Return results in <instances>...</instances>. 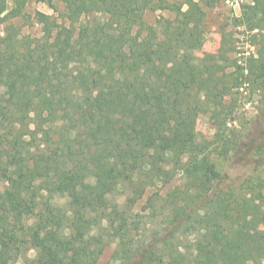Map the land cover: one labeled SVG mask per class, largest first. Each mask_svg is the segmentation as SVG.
I'll list each match as a JSON object with an SVG mask.
<instances>
[{
    "label": "trees",
    "instance_id": "trees-1",
    "mask_svg": "<svg viewBox=\"0 0 264 264\" xmlns=\"http://www.w3.org/2000/svg\"><path fill=\"white\" fill-rule=\"evenodd\" d=\"M39 1L64 7L36 12L41 37L8 23L30 20L28 0H0V253L23 264H97L98 233L71 229L84 220L110 233L116 264H264L257 199L225 187L208 146L184 137L200 115L224 129V96L264 76V53L248 69L223 67L234 51L223 37L217 54L197 61L206 12L194 0ZM256 1L240 21L264 13ZM148 10L175 13L163 41L141 34ZM90 14L101 17L84 21ZM260 133L231 149L262 155ZM177 169L186 183L162 197L163 231H139L134 204Z\"/></svg>",
    "mask_w": 264,
    "mask_h": 264
},
{
    "label": "rangeland",
    "instance_id": "rangeland-1",
    "mask_svg": "<svg viewBox=\"0 0 264 264\" xmlns=\"http://www.w3.org/2000/svg\"><path fill=\"white\" fill-rule=\"evenodd\" d=\"M157 1V0H156ZM168 2L182 3L185 0H167ZM201 4L206 12L203 34L205 37L204 45L200 50L194 52L197 61L205 58L209 54H217L221 47L223 37L228 43V47H232L234 51L227 54L228 61L222 60L220 65L228 67L237 65L248 69L251 64L250 59H257L259 52L264 53V13L258 15L253 20L250 17L240 21L244 11L249 7H257L256 0H194ZM259 7L264 5V0H260ZM14 6L12 1H8V9ZM58 12L45 2L39 0H28L25 12L31 15L30 20L14 19L9 24H14L21 28L22 35H32L41 37L42 26L36 23V12H43L48 15L60 16L64 7L62 3H55ZM186 9V7H184ZM100 14H90L84 17V21H91ZM147 28L142 30L143 37L151 39L153 42L163 41L166 26L175 18V13L162 11H145L144 14ZM7 25V24H6ZM5 25L0 26V36L4 34ZM138 27L135 33H138ZM250 63V64H249ZM234 68H228L227 73L233 71ZM248 75V72H245ZM233 95L224 96V103L230 105L231 108L224 110V116L227 117V124L220 131L217 124L209 115H200L196 120L195 128L187 131L184 137L187 140H196L202 145L205 153H207L212 161L216 164L217 169L223 175L225 187L236 186L237 193L241 196L248 193L255 197L264 211V153L258 157H253L246 153L245 150L235 154V150L231 149V142L235 138L245 139L249 134L254 132L251 137L264 133V76L259 79L250 78L242 87L235 89ZM244 157L240 162L238 156ZM238 155V156H237ZM247 156V157H246ZM257 161V162H256ZM259 161V164H258ZM187 162V156L183 158V163ZM172 169V168H171ZM250 178V179H249ZM250 181V186L241 188L245 181ZM186 183V177L181 169H177L169 183L163 185L157 183L154 187H149L144 195L134 204L132 215L135 220L141 222L139 231H163L164 216L160 214L159 208L162 205V197L166 193L176 187H183ZM3 184L0 183L2 189ZM158 193V196H153ZM236 193V194H237ZM126 200V195L118 198L122 205ZM153 200L156 202L153 203ZM59 204H65L66 199H56ZM88 221L79 220L72 225V230L81 231L85 227H93L91 231L97 232L99 241L94 247V254L97 258V264H116L112 260L115 244L110 233L104 228H100L97 224ZM264 230V226H262ZM48 249V244L44 243L41 250ZM37 250L30 249L27 256L30 259L36 257ZM0 264H23V259L17 262H10L5 255L0 253ZM47 264H52L47 262Z\"/></svg>",
    "mask_w": 264,
    "mask_h": 264
},
{
    "label": "built area",
    "instance_id": "built-area-1",
    "mask_svg": "<svg viewBox=\"0 0 264 264\" xmlns=\"http://www.w3.org/2000/svg\"><path fill=\"white\" fill-rule=\"evenodd\" d=\"M230 1H232V2H233V1H238V0H229V2H230Z\"/></svg>",
    "mask_w": 264,
    "mask_h": 264
}]
</instances>
